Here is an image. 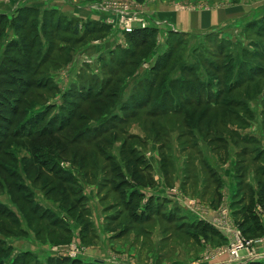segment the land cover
<instances>
[{
	"label": "rangeland",
	"instance_id": "rangeland-1",
	"mask_svg": "<svg viewBox=\"0 0 264 264\" xmlns=\"http://www.w3.org/2000/svg\"><path fill=\"white\" fill-rule=\"evenodd\" d=\"M119 2L155 31L144 48H133L116 14L92 8ZM214 11L225 21L199 29L197 17ZM85 12L96 20L72 15ZM0 16V205L11 213L0 216V264L17 256L15 264H152V253L161 264L190 261L181 222L133 223L125 192L114 186L124 181L118 188L135 191V201L131 166L166 172L207 165L225 174L238 159L245 180L255 165L264 169V0H0ZM84 24L106 30L74 32ZM129 47L133 56L123 60ZM157 61L164 67L159 79L170 81L166 95L137 106ZM109 69L115 75L107 78ZM156 108L160 114L148 113ZM183 191L202 190L186 183ZM236 198L216 210L226 241L191 264L224 254L234 234L245 241L264 236V226L244 232L258 227L264 209L252 195ZM227 208L238 214L224 223Z\"/></svg>",
	"mask_w": 264,
	"mask_h": 264
},
{
	"label": "crops",
	"instance_id": "crops-1",
	"mask_svg": "<svg viewBox=\"0 0 264 264\" xmlns=\"http://www.w3.org/2000/svg\"><path fill=\"white\" fill-rule=\"evenodd\" d=\"M60 11L63 13H67L62 9H60ZM214 12H211L209 14L210 16L206 15V17L204 18H201L199 16L197 17V24L199 26V29H207L209 27L212 28L217 26L218 22L225 21L226 15L225 17H222V11L215 13ZM198 14L199 13H197V15ZM72 15L76 16L79 19L84 18L83 21L96 20V17L88 12H85L83 15L73 13ZM192 19L194 18L192 17ZM179 25H184V22H181ZM156 160L158 159L156 158ZM156 160L153 159L152 161ZM231 165L234 166V162ZM230 169L226 171L224 170L225 174L221 171L218 172L215 170L212 175L208 176V179L211 177H216V179L213 182H210V184L207 182V179H205L207 174L196 168H191V170L189 171H186L184 169H173L166 172L163 170L161 171V169L159 168L156 170L151 169L150 173L152 179V187L147 189H145V187H137L139 193L142 195L141 205L146 202L149 196H152L153 199L163 202V208L161 211L162 214H173L176 219L182 220L184 223L191 226H200L201 224L207 225L208 228H206L203 234L199 233L198 235L194 234L193 236H186L187 243L190 246L189 250H192L194 255L192 256L190 261L185 262V264H191V261L195 258L200 257L203 252H205V254L212 253L218 247L222 246L226 241L227 230L225 231L223 227H218L220 226V223H217L218 216L216 210L221 207L223 203H225L226 198L230 199L233 197V204L237 201V198H235L237 195V191L234 182V172L233 169ZM246 174L247 180L245 181L255 191L256 187L253 172H250L249 170V172H246ZM250 176L252 177V179L249 178ZM224 177H227L228 180L224 181ZM205 182L209 185H203L205 184ZM186 183L194 186L195 190L198 189L202 191H196V193L194 192L189 196L185 193V191H183V186ZM206 191L208 193H205ZM210 194L211 197H209ZM229 203L231 205V202ZM226 214L228 215V217H226L224 223H228V219L234 220L233 217L238 214V209H232V211H229V208H227ZM256 216H259L258 212L256 213ZM155 218L159 217L156 216V214L152 215V217L147 219L144 223L151 222ZM234 224H236V222L233 221V225ZM259 225L264 226V220L260 219ZM148 257L152 258V264H161L160 257L157 255V253H152L151 255H148ZM209 260V264H264V241L253 247L250 255L242 252L241 260L239 262L230 263L228 257L223 254H215V256Z\"/></svg>",
	"mask_w": 264,
	"mask_h": 264
},
{
	"label": "trees",
	"instance_id": "trees-1",
	"mask_svg": "<svg viewBox=\"0 0 264 264\" xmlns=\"http://www.w3.org/2000/svg\"><path fill=\"white\" fill-rule=\"evenodd\" d=\"M3 20H5V18L1 17L0 23ZM56 25H57V23H56ZM92 26L90 27V25H88V24L87 25L84 24L83 28L81 26H80V28H78L77 26H74V32L78 33V31L81 29V32L84 31L85 35H92L95 32H103V31L106 30V29H100L101 26H99V25H97L98 28H97V30H95ZM154 32L155 31L153 30V28H144V29L143 28H141V29L137 28V29H134L131 33H128L126 35L129 37V39H130L129 41H130L131 45L133 46V48H136L138 50L139 48H144V46L147 44V41L152 39ZM168 38L172 42L173 46H177L178 45L177 42H179L178 41L179 39H176V37H175V35L173 33L172 34L170 33L168 35ZM79 41H81V40H79ZM79 41L74 40V42H77V43H79ZM171 48H173V47L171 46ZM169 50H170V48H169ZM122 53H123V60H124V58H127V59L129 58L130 59V56L131 57L133 56L132 51H130V47L127 48V50L123 51ZM123 60L117 61L115 63V66L118 68V66H120L122 64H125ZM167 60L168 59H166V60L163 59V62L164 61L167 62ZM163 69H164L163 65L158 63V61L155 62L154 65L151 67V71L153 73H155L156 75L149 82H145L147 84L146 92H148V94L146 95L145 99H143L142 102H136L137 106H142V105H146L147 103H149L151 98H148V97H150V95H153V94L155 95V99H158V101L162 102L163 96L166 95V94H164V92L167 90V86H168V84L170 82L167 75H165V77L162 78V80L159 79L161 77L160 74L163 71ZM113 75H115V73L111 74V69L106 71L107 78H110ZM110 82H111V79H106L105 88L108 87ZM157 84H159L160 87L158 88V90L155 93H153L157 89ZM101 93H102V91H97L96 94H97V96H99ZM216 94L219 95V92H217ZM156 96H158V97H156ZM79 99H81V98H79ZM132 99H134V97L132 95H130L129 102H132ZM163 106L164 105H162V107ZM122 107L125 109V111L128 109V107L126 106L125 102L122 105ZM148 113H151L152 115L160 114L158 112L157 108L154 111H150V112L148 111ZM159 146H161V145H159ZM237 155H240V153L237 152ZM241 156H245V155H242V153H241ZM258 158H259L258 156L257 157L254 156L251 159V161H252L251 165H253L254 160L258 161ZM160 160H162V159H160ZM135 162H138V160L136 159ZM240 162L244 163V161H242V160L240 161V160L237 159L236 162L234 163V168H233L234 182H235L236 191H237L236 197L239 196L240 194H243L246 197L248 195H249V197L252 195L253 199L251 198V203L252 204L254 203L255 205H258L261 208V210H263L264 209V179H263V177H264V174H263L264 173V169L260 170L257 165H255V167L253 168V176H254V179H255V187H256V190L254 191L250 187V185L247 184V182L245 181V178H244L245 177V168H244L243 165H241ZM160 169H162V167ZM203 169H205V171L203 170V172L205 174H207L208 176L212 175L213 172L209 171L210 169L207 167V165H205V166L203 165ZM206 169H209V170H206ZM130 173H131V177L134 178L135 181H136V183H135L136 187H138V186L139 187H144L143 183H147L148 186L152 185L151 173L149 171L148 165L143 166L139 170L137 169L135 171L133 170V167L131 166ZM123 182L124 181H122L120 179L116 183V185L114 186V190H117L119 192L121 191L122 195H123V192H125L126 195H125V199H124V204H125L124 208L131 215L130 218L132 219L133 223H138V224L139 223H144V222H146L147 219L151 218L152 215L156 214V216H158L159 218L163 217L162 219H164V221L166 223L175 224V222H177V221L181 222V225H179V227L182 226V227L186 228L187 230H189L188 233L185 232V234H184L185 236H189V235L193 236L194 234L198 235L199 233L203 234L205 232L206 228H208L207 225H205V224L204 225L201 224L202 226L201 225L200 226L199 225L198 226H196V225H193V226L187 225L182 220L176 219L173 214H166V213L162 214L161 211H162V208H163V202L162 201H158L156 199H153L152 196H149L148 199L146 200V202L143 205H141V199H142L141 196L142 195L139 192H137V196L135 198V201H133L134 200L133 195L136 194L135 191L128 190V192H127L126 191L127 189H123V190H125V191H123V190H121V188H118L121 184H123ZM207 182L210 184V181H207ZM205 185L208 186V184L206 182H205ZM216 185H218V184H216ZM134 202H137V206L136 207L133 205ZM30 212L35 213V211L32 208H30ZM0 216H6V217L11 216V213H9V211H7V209L5 208L4 205H0ZM40 216H39V218H40ZM255 216L256 215H254V217H253V216H251L249 214L248 220H249L250 223H252L253 220H255V218H256ZM12 218H13L12 219L13 222H15V224L19 227L17 220H15L14 217H12ZM20 221L23 223V224L21 223V225H24V222H23L22 218H21ZM238 226H239V228L242 229V225L241 224H238ZM177 227H178V225H177ZM260 227H261L260 225H258V227H255L256 229L254 227H250L251 229H244V232L245 233H249V234H252L253 232L254 233H261V228ZM20 232H21V234L25 233L23 230H20ZM3 235L7 236L6 234H3ZM0 253H1V251H0ZM2 254H3V252H2ZM23 255L24 254H22L21 256H23ZM20 261H21L20 260V256H17L16 259L11 264H15V262L19 263Z\"/></svg>",
	"mask_w": 264,
	"mask_h": 264
},
{
	"label": "built area",
	"instance_id": "built-area-1",
	"mask_svg": "<svg viewBox=\"0 0 264 264\" xmlns=\"http://www.w3.org/2000/svg\"><path fill=\"white\" fill-rule=\"evenodd\" d=\"M92 8L95 11H102L103 14L105 13L106 14L114 13L113 15L116 14V16H118L119 18V20L117 19V23L120 27V30L124 34L131 33L135 29V27L142 28L145 25L140 22H136L137 20L134 19V16L130 11L131 8L129 7L128 3L127 5L124 2H119L110 5L95 3L92 6ZM106 16L107 15H105V18ZM217 223H219L218 220ZM263 241H264V236L261 238H254L245 241L241 237L234 234L230 246L228 247V250L225 249L222 253H224L223 255H226L228 257L230 262L236 263L241 260V252H245L247 255H250L253 247H255L256 245L260 244Z\"/></svg>",
	"mask_w": 264,
	"mask_h": 264
}]
</instances>
